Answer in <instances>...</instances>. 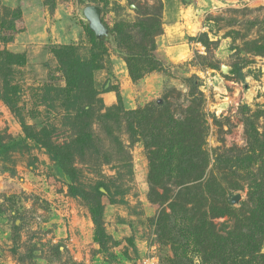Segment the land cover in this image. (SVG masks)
Returning <instances> with one entry per match:
<instances>
[{
	"label": "rangeland",
	"instance_id": "1",
	"mask_svg": "<svg viewBox=\"0 0 264 264\" xmlns=\"http://www.w3.org/2000/svg\"><path fill=\"white\" fill-rule=\"evenodd\" d=\"M25 1L1 0L20 9L18 31L3 45L24 62L5 73L11 106L0 98V264H220L204 254L213 241L205 235L226 237L241 224L259 161L249 162L251 149L264 159V0H159L161 31L147 37L129 28L135 5L103 0L109 37L100 42L83 14L96 2ZM135 2L148 12L159 5ZM58 5L75 23L68 32L80 34L74 43L45 41L31 21ZM27 11L35 15L25 22ZM114 30L134 37L112 47ZM5 86L0 79V93ZM107 89L112 104L104 102ZM47 145L72 154L67 171ZM201 172L208 185L199 198L175 199L199 185ZM98 182L108 187L99 196L102 225L116 240L101 248L89 209ZM236 193L239 202L228 204ZM184 199L205 249L184 241L183 223L166 217ZM259 250L264 254V238Z\"/></svg>",
	"mask_w": 264,
	"mask_h": 264
},
{
	"label": "trees",
	"instance_id": "2",
	"mask_svg": "<svg viewBox=\"0 0 264 264\" xmlns=\"http://www.w3.org/2000/svg\"><path fill=\"white\" fill-rule=\"evenodd\" d=\"M55 0H46V4H52ZM88 1H94L97 3L103 1V0H88ZM136 0H127L129 5H135L136 7V13L137 18L132 23L129 28L134 31V36H141V37H147L148 35L156 36L161 31V4L159 0H156L159 5L155 7L154 11L148 12L142 11L140 9V6L136 4ZM147 1V0H145ZM99 6V5H98ZM52 7V6H51ZM2 13V14H1ZM4 15H11L4 16ZM21 12L19 8H8L4 6L1 3L0 0V79H4V82L6 83V86L4 87L5 93H0V98L4 103H6L8 106H11L10 99L6 95V92L9 91V86H7V81H9V77L7 75H10V70L14 65H21L24 62V55L21 53H15L7 48L4 47L3 44L10 41L13 37V33L18 31V27L16 26L18 20L20 19ZM103 21V20H102ZM128 29V28H127ZM89 32L94 36V40L96 42H100L101 39H98L93 31L89 28ZM132 34L129 35V33H124L122 35V38L117 35V31L114 30V32L111 33V37L109 38L110 43L112 44V47L117 44H126V38L133 39ZM154 42L152 41L151 44ZM60 48V47H59ZM62 48L66 49L69 48L65 45L62 46ZM62 51V50H61ZM127 57H132L133 54L125 53ZM7 75H6V74ZM109 90V89H107ZM106 90V91H107ZM116 110L117 106L114 105L109 107L107 111L109 110ZM137 113V110H131L129 113ZM105 114V113H104ZM107 114V113H106ZM105 114V115H106ZM103 115V116H105ZM22 127H25L22 123ZM50 144V143H49ZM48 148L53 153L54 159L57 161V163L62 167V169L66 170L67 168H70V166H66L68 163V158L72 156V154H67L63 152H59L57 148L54 146L47 145ZM253 155V156H252ZM258 153L257 150L251 149V153L249 154V162L251 158L254 159V161H258V168L256 169V172L254 173V179L253 183L248 186V197L247 200L244 201L240 205V210L242 214L241 218V224L239 226H235L230 228L226 232V237L223 236H215V235H205L206 237L212 238L213 241L209 242V247L206 251H204V254L206 256L216 257L217 260L220 261V264H264V254L259 253L260 249V243L264 238V159L261 160V157H257ZM170 157V151L166 152L164 155V158L169 161L171 159ZM169 159V160H168ZM164 160V161H166ZM217 160V157L216 159ZM168 164V165H167ZM165 165V166H163ZM170 163L167 162L166 164L161 165V169H166L167 166H169ZM156 165L152 167V172L154 173L156 170ZM67 171V170H66ZM258 171V172H257ZM173 172V170L170 168L165 172V175H170ZM199 181V185L196 187H187L185 186L182 190L175 195V199H178V196H184L185 198L192 194L193 198H195L197 195L199 198V194H202L205 188L202 187V185H208L204 184L207 182L205 181V178H202V172L197 178ZM207 181V180H206ZM102 188L103 190H101ZM208 190L209 187H207ZM70 193L76 194L77 189L70 185L69 186ZM195 192L191 193V190ZM204 189V190H203ZM108 193V187L103 182H98L95 188V195L98 199L97 201H94L92 205L89 207L90 209V215L91 220L94 224V232H93V240L95 243H97L100 248L104 246V243L106 241H110L112 243H115L116 240L113 239V237L108 234L105 230V228L102 225V215H103V205L99 201V196L107 195ZM196 194V195H195ZM195 195V197H194ZM228 204H231L230 199L227 201ZM188 201L187 199H184V201L181 204H178V207L176 202H173L170 204L169 209L170 212L166 213V217L169 219L170 223H176L180 222L179 224H182L180 226V233L182 235V239L184 241L188 240H194L195 244L202 246V248L205 249V245L203 246V239L201 238V232L200 228L202 226H199V224L196 223V220H194V217L191 216L190 211L191 208L187 207ZM176 205V206H175ZM228 205L224 206V210L221 212L222 214H227L226 209H228ZM230 208V207H229ZM222 210V208H221ZM166 218V219H167ZM173 228V227H172ZM170 238L174 239L175 237ZM203 242V243H202ZM203 250V249H202ZM201 251L200 249L197 250ZM215 254V255H214ZM218 254V255H217ZM211 264V260H207Z\"/></svg>",
	"mask_w": 264,
	"mask_h": 264
},
{
	"label": "crops",
	"instance_id": "3",
	"mask_svg": "<svg viewBox=\"0 0 264 264\" xmlns=\"http://www.w3.org/2000/svg\"><path fill=\"white\" fill-rule=\"evenodd\" d=\"M14 1H16V0H14ZM8 2H9V0H8ZM11 3H14V2H11ZM25 4H28L27 1H25L23 3V5H22V10L23 11L28 7ZM37 6H38V4L35 7L37 8ZM65 9H68V7L65 8L62 5L61 6L58 5L57 7L54 8V10H52V12H50V11L48 12L47 9L44 10V12H42V18L40 17V19H38V20H36V18H33L31 20L32 22H34V24L37 25V27L43 28L42 30H43V32H45V34L43 32H41L40 34H44V36H46L44 38V40L46 39L45 41H50V39H51V40H53L54 43L56 42L58 44H71V43H74L75 41L79 40L78 37L80 36V34L77 33V30H75L76 34L74 33V30H73V33L68 32L72 28L71 25H75V23L73 22V19L71 21V17H69V16L67 17V14L65 13ZM24 14H26L25 17H24L25 22H26V20H29L28 19L29 15H35L33 11H27V12H24ZM35 21H36V23H35ZM63 22H65V23L66 22H70L69 25H67V26L64 25V27H66L67 30H64V33L61 32L62 34H55V29L57 27H59L60 24H62ZM27 23H28V21H27ZM175 23L176 22H172L171 24H169L168 25L169 29L170 28H174L175 27ZM28 27L29 26L26 27V29H27L26 31L29 30ZM27 35H29V34H27ZM62 37H64L63 41L61 40ZM65 38H66V40L68 39V42L64 41ZM63 42H66V43H63ZM15 50L19 51L18 49H15ZM119 66L121 68V64ZM113 93L114 92H112V90H108L105 93H103L102 96H103L104 102L106 104L107 103L108 104H112L114 102L115 97H114Z\"/></svg>",
	"mask_w": 264,
	"mask_h": 264
},
{
	"label": "water",
	"instance_id": "4",
	"mask_svg": "<svg viewBox=\"0 0 264 264\" xmlns=\"http://www.w3.org/2000/svg\"><path fill=\"white\" fill-rule=\"evenodd\" d=\"M83 14L89 23V28L93 31L98 39L109 37L108 28L102 21V10L100 6L88 5L83 9ZM160 102V101H159ZM240 199V194L236 193L231 197V202L237 204Z\"/></svg>",
	"mask_w": 264,
	"mask_h": 264
},
{
	"label": "built area",
	"instance_id": "5",
	"mask_svg": "<svg viewBox=\"0 0 264 264\" xmlns=\"http://www.w3.org/2000/svg\"><path fill=\"white\" fill-rule=\"evenodd\" d=\"M148 260H149V259H146V260L144 259L143 263H144V264H147V263H145V262H147ZM150 264H155V263H154L153 261H151Z\"/></svg>",
	"mask_w": 264,
	"mask_h": 264
}]
</instances>
